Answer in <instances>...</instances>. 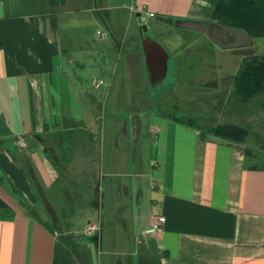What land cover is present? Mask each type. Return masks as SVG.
<instances>
[{
    "label": "crops",
    "instance_id": "obj_1",
    "mask_svg": "<svg viewBox=\"0 0 264 264\" xmlns=\"http://www.w3.org/2000/svg\"><path fill=\"white\" fill-rule=\"evenodd\" d=\"M217 3L0 0V198L13 210L0 264H264V149L152 108L128 124V160L97 113L105 77L109 93L173 91L179 54L149 24L210 22ZM160 216L163 230L147 233Z\"/></svg>",
    "mask_w": 264,
    "mask_h": 264
},
{
    "label": "rangeland",
    "instance_id": "obj_2",
    "mask_svg": "<svg viewBox=\"0 0 264 264\" xmlns=\"http://www.w3.org/2000/svg\"><path fill=\"white\" fill-rule=\"evenodd\" d=\"M149 26L148 34L164 42L174 54H179L177 57L180 58V69L176 76L179 85L173 91L160 94L157 98V94L147 84L143 87V92L138 94L123 92L125 90L120 87L119 90L113 89L109 93L106 91L109 79L103 78L105 84L103 83L102 95L105 101L97 113L100 121L107 122V132L110 123L116 124L118 131L115 133V139L122 147H127L126 158L130 160L132 154L134 155L137 143L129 140V122L134 116H147L152 108H159L166 115L191 118L196 124L206 127L219 123L241 125L247 129L246 141L243 144L253 149H264V96H258L248 102L241 101L235 97L234 86L235 76L243 58L264 54V37L254 38L250 47L222 49L201 32L182 29L175 24L157 23L154 20ZM123 48L127 50L126 46ZM137 53L141 56L139 51ZM125 58L124 51H120L118 56H113L112 69L118 73L122 72ZM138 64V68L144 70L140 57ZM171 79L172 76H168L157 86L166 84ZM111 120L113 121L110 122ZM150 145L151 139L146 137L143 147L145 159L150 155ZM145 164H149L148 159Z\"/></svg>",
    "mask_w": 264,
    "mask_h": 264
},
{
    "label": "trees",
    "instance_id": "obj_3",
    "mask_svg": "<svg viewBox=\"0 0 264 264\" xmlns=\"http://www.w3.org/2000/svg\"><path fill=\"white\" fill-rule=\"evenodd\" d=\"M228 26L246 31L254 40L264 37V0H218L213 19ZM235 97L248 102L264 96V54H254L243 58L234 80ZM188 126L200 129L206 134L244 143L247 129L234 123H219L212 127L196 124L191 118L173 116ZM13 213L11 207L0 198V219Z\"/></svg>",
    "mask_w": 264,
    "mask_h": 264
},
{
    "label": "water",
    "instance_id": "obj_4",
    "mask_svg": "<svg viewBox=\"0 0 264 264\" xmlns=\"http://www.w3.org/2000/svg\"><path fill=\"white\" fill-rule=\"evenodd\" d=\"M156 20L170 25L175 24L182 29L204 33L222 49L250 47L254 41L246 31L238 27L225 25L216 20L210 22L185 19L174 20L172 17L160 15L156 16ZM143 28L147 30L146 25Z\"/></svg>",
    "mask_w": 264,
    "mask_h": 264
},
{
    "label": "built area",
    "instance_id": "obj_5",
    "mask_svg": "<svg viewBox=\"0 0 264 264\" xmlns=\"http://www.w3.org/2000/svg\"><path fill=\"white\" fill-rule=\"evenodd\" d=\"M150 16L154 17V14H150ZM94 82L96 83L97 86L102 84L101 80H95ZM165 222H166L165 216H160V217L156 218L153 221L151 227L146 232L147 233H156V232L162 231L164 228ZM96 229H97L96 226L91 224L87 229V233L92 235Z\"/></svg>",
    "mask_w": 264,
    "mask_h": 264
}]
</instances>
